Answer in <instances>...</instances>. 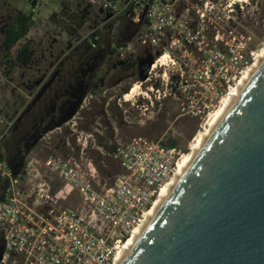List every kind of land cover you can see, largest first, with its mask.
<instances>
[{
  "label": "rangeland",
  "instance_id": "374dc122",
  "mask_svg": "<svg viewBox=\"0 0 264 264\" xmlns=\"http://www.w3.org/2000/svg\"><path fill=\"white\" fill-rule=\"evenodd\" d=\"M109 1L112 5L107 8ZM127 1L0 0V152L16 171H23L33 158H66L81 167L91 162L102 187H114L125 174L115 156L119 143L138 137L175 143L182 162L222 107L229 94L203 116L183 114L174 90L163 80L165 72L170 76L169 69L157 60L169 50L180 61L176 70L185 84L201 68L189 62V57L200 58L198 52L191 47L171 49L168 39L165 48H153L143 39L144 27L129 20L118 19L116 37L101 32L97 48H84V39ZM205 1L189 0L181 8L190 7L195 22L191 28H202L209 43L220 44L221 38L241 43L239 53L247 63H234L235 88L264 50V0H249L243 10L233 13L220 5L233 0H209L219 6L201 19L193 6L203 11L200 5ZM64 6L77 16L76 23L84 22L75 36L67 30L72 20L63 14ZM31 13L33 25L26 39L34 45L32 61L28 66L17 65L7 78L2 64L10 50L3 43L4 30L17 15ZM123 43L134 48L137 66L132 72L123 71V60L115 51L111 53ZM135 85L141 94L126 100ZM206 94H196L195 100L202 104L210 96ZM5 182L0 176V196ZM66 204L76 207L78 200ZM2 252L0 235V256Z\"/></svg>",
  "mask_w": 264,
  "mask_h": 264
},
{
  "label": "built area",
  "instance_id": "2783aa9c",
  "mask_svg": "<svg viewBox=\"0 0 264 264\" xmlns=\"http://www.w3.org/2000/svg\"><path fill=\"white\" fill-rule=\"evenodd\" d=\"M188 1L128 0L84 42L97 48L101 32L116 37L118 19L139 25L147 8L139 26L144 27L143 39L151 47L165 48L168 39L171 49L191 47L198 52L200 58L189 57V62L201 68L194 71L191 81L185 79V84L182 73L176 70L180 61L169 50L157 63L168 67L170 76L165 72L163 80L171 92L174 90L183 114L203 116L230 93L238 73L235 64L247 60L239 53L241 43L221 38L220 44H211L202 28L197 25L192 29L190 7L181 8ZM248 1L220 5L233 13L243 10V3ZM111 5V1L106 4L107 8ZM200 6L203 11L197 5L193 8L204 19L219 3L206 0ZM114 49L122 60L134 54L131 43L116 44ZM201 93L210 95L202 104L195 100ZM115 156L125 174L114 187H102L91 162L81 167L66 158H33L18 172L0 158V176L6 179L0 196V264H114L180 161L176 147L144 137L119 143ZM72 199L78 200L76 207L66 204Z\"/></svg>",
  "mask_w": 264,
  "mask_h": 264
},
{
  "label": "water",
  "instance_id": "95a60500",
  "mask_svg": "<svg viewBox=\"0 0 264 264\" xmlns=\"http://www.w3.org/2000/svg\"><path fill=\"white\" fill-rule=\"evenodd\" d=\"M120 264H264V63Z\"/></svg>",
  "mask_w": 264,
  "mask_h": 264
},
{
  "label": "bare ground",
  "instance_id": "6f19581e",
  "mask_svg": "<svg viewBox=\"0 0 264 264\" xmlns=\"http://www.w3.org/2000/svg\"><path fill=\"white\" fill-rule=\"evenodd\" d=\"M237 1V0H236ZM257 59V58H256ZM264 63V50L259 54L258 59L256 63L254 64L253 68L250 69L247 74L238 82L237 86L230 91L229 95L225 98L222 104V107L218 111L217 114H215L208 124V127L206 128L205 132L202 133L196 140V144L193 146V151L189 153L186 158L181 162L178 163L176 172L174 176L170 179V181L163 186V188L160 191V194L155 199L152 207L150 208L146 219L143 221V223L135 229V231L132 233V235L128 238L126 244L122 248V250L117 255L114 264H120L121 261L124 259L126 254L129 252V250L132 248L134 243L137 241V239L140 237V235L143 233L145 228L148 226V224L151 222V220L154 218V216L157 214L159 209L162 207V205L165 203V201L168 199L170 194L173 192V190L176 188L180 180L184 177V175L187 173V171L190 169L194 161L196 160L199 153L202 151V149L205 147L206 143L211 139L215 131L218 129V127L221 125V123L224 121V119L227 117V115L230 113V111L233 109L235 103L240 98L254 75L257 73V71L260 69V67ZM155 65H153V68ZM139 91V85H135L133 89H131L130 94H127L126 100H129L130 97L136 94H141Z\"/></svg>",
  "mask_w": 264,
  "mask_h": 264
},
{
  "label": "trees",
  "instance_id": "16d2710c",
  "mask_svg": "<svg viewBox=\"0 0 264 264\" xmlns=\"http://www.w3.org/2000/svg\"><path fill=\"white\" fill-rule=\"evenodd\" d=\"M69 9L64 6L63 14L72 20V23L68 26L67 30L70 35L75 36L78 30L83 26L84 22L79 20L76 23L74 20L77 17L74 13H68ZM56 14L54 13L51 16V20H55ZM32 13L29 15L19 14L14 18V21L4 30V40L3 43L5 46L9 47V52L6 55V60L3 62L4 76L9 78L13 69L17 65L28 66L32 61L33 56V43L30 39H26L28 31L30 30L32 21ZM100 41H97L99 44ZM84 48L87 50H94L88 43H84ZM115 49H111L113 53ZM137 66V60L134 54L128 55L122 62L121 69L126 72H132ZM167 147H174L175 143L167 145ZM0 158H4L3 154L0 152ZM14 168V167H13Z\"/></svg>",
  "mask_w": 264,
  "mask_h": 264
}]
</instances>
